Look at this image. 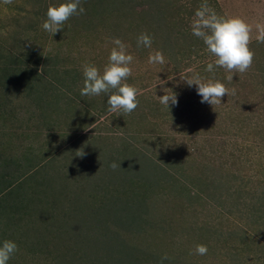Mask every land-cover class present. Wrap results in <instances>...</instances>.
Returning a JSON list of instances; mask_svg holds the SVG:
<instances>
[{"label": "rangeland", "instance_id": "1", "mask_svg": "<svg viewBox=\"0 0 264 264\" xmlns=\"http://www.w3.org/2000/svg\"><path fill=\"white\" fill-rule=\"evenodd\" d=\"M62 2L0 0V243L18 246L8 264H264V0H207L253 26L245 73L205 71L215 57L190 28L203 0H81L85 12L52 36L41 25ZM114 38L134 57L130 114L80 94L83 66L102 71ZM155 51L164 64L148 62ZM197 75L229 89L221 104L200 102L185 82ZM172 92L167 108L158 97Z\"/></svg>", "mask_w": 264, "mask_h": 264}, {"label": "clouds", "instance_id": "2", "mask_svg": "<svg viewBox=\"0 0 264 264\" xmlns=\"http://www.w3.org/2000/svg\"><path fill=\"white\" fill-rule=\"evenodd\" d=\"M4 4H11L12 0H3ZM85 12L81 6V0H64V2L52 6L46 11V17L41 25L46 32L56 34L61 31L62 26L73 15ZM192 34L199 38L206 46V50L215 57L214 62L206 65L205 71L213 72L214 65L225 69L230 73H245L252 66L254 53L249 44L252 41L253 26L239 16H220L210 7L207 0H203L194 12L190 24ZM255 39L258 43H264V24L257 23L255 26ZM114 47L110 50L108 63L101 71L96 66L85 64L82 68L83 87L80 89L81 96H99L107 94L109 111H123L125 114L132 113L138 107L137 89L128 84L127 78L131 76L132 69L129 65L134 57L127 52V45L119 38L112 39ZM150 48L152 39L149 35L141 33L137 37V46ZM150 64H164L165 57L160 51L150 53L148 56ZM229 81L233 76L227 77ZM188 86L195 85L197 94L201 97V103L209 105L221 104V98L229 94V89L220 81L202 80L198 75L185 79ZM231 94H235V89ZM159 102L168 108L169 104L178 103L176 95L164 94L158 97ZM80 151L78 156H82ZM120 167L113 163L111 167ZM99 170V169H98ZM97 170V171H98ZM18 251L14 241L4 240L0 243V264H8V261ZM196 255H207L206 245L198 244L194 250ZM170 258L167 254L161 256L159 264H164Z\"/></svg>", "mask_w": 264, "mask_h": 264}]
</instances>
